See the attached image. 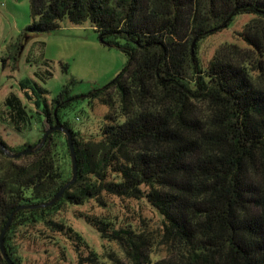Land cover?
<instances>
[{
	"label": "trees",
	"instance_id": "16d2710c",
	"mask_svg": "<svg viewBox=\"0 0 264 264\" xmlns=\"http://www.w3.org/2000/svg\"><path fill=\"white\" fill-rule=\"evenodd\" d=\"M29 2L37 21L23 38L54 31L62 19L88 21L102 43L126 53L127 62L88 94L108 107L97 139L78 138L61 120L60 109L74 97L58 98L52 106L45 99L41 107L34 102L42 114L36 141L14 149L0 136V234L18 205L51 199L71 177V163L66 169L59 155L63 145L69 153L59 130L17 158L1 146L13 153L31 147L57 119L70 128L77 158L76 180L55 203L16 212L3 237L13 263L21 264L14 238L39 223L78 248L82 235L54 215L65 204L92 199L105 205V195H112L144 200L162 225L136 229L86 215L100 238L123 252L125 259L109 253L114 264H264V0ZM242 14L252 15L239 32L246 47L222 45L203 66L201 41ZM29 82H18L27 98ZM0 117L23 133L32 115L10 92ZM24 157L30 159L18 162ZM157 248L166 255L155 257ZM96 258L90 251L77 262L92 264ZM0 264H7L1 250Z\"/></svg>",
	"mask_w": 264,
	"mask_h": 264
},
{
	"label": "rangeland",
	"instance_id": "374dc122",
	"mask_svg": "<svg viewBox=\"0 0 264 264\" xmlns=\"http://www.w3.org/2000/svg\"><path fill=\"white\" fill-rule=\"evenodd\" d=\"M251 18L249 14L239 15L227 28L204 38L198 49L201 64L206 66L222 45L236 43L246 47L239 32ZM34 20L37 18L31 14L29 0H0V110L5 96L14 92L32 115L30 128L23 133L14 131L0 117V136L14 149L25 142L36 141L40 137L39 119L42 118L37 109L40 110L43 99L52 106L58 98L65 101L74 97L69 105L60 109L61 120L78 132V138L97 139L108 107L98 97L90 98L88 94L108 84L121 71L127 62L126 53L102 43L88 21L73 24L62 19L54 31L23 38L26 27ZM24 78L30 81L25 89L30 98L19 89L18 82ZM34 83L44 91L36 89ZM36 100L40 102L38 108ZM64 147L59 155L66 169H70V156ZM28 159L30 157H24L18 162ZM105 203L100 205L91 199L81 205L65 204L54 215L82 235L84 243L78 248L42 223L30 227L22 235L18 233L14 245L21 256V264H78L79 255L86 257L90 251L97 255L95 264H114L109 253L125 259L115 243L101 239L85 222L86 215L111 220L116 226L129 224L136 229L159 230L162 226L160 216L144 200L105 195ZM165 255V251L158 248L154 253L155 257Z\"/></svg>",
	"mask_w": 264,
	"mask_h": 264
},
{
	"label": "water",
	"instance_id": "95a60500",
	"mask_svg": "<svg viewBox=\"0 0 264 264\" xmlns=\"http://www.w3.org/2000/svg\"><path fill=\"white\" fill-rule=\"evenodd\" d=\"M55 130H59V131L63 132L66 136V143H67V147L69 150L70 163H71V177L68 181H66L56 191V193L53 195V197L51 199H49L47 201H43L41 203L18 205L10 213L9 218L7 219L4 227L2 228L1 234H0V250H1L2 257L5 259L7 264H14V263L5 252L4 244H3V237H4L5 232L9 229L16 212L18 210H21V209L41 208V207L49 206V205H52L53 203H55L64 194L65 190H67L70 187V185L73 184L76 180V177H77V158H76V152H75V148L73 145L72 133H71L70 128L60 124L57 119H55L54 125L45 131V133L42 136V138L40 139V141L31 147H28V148H26L20 152L13 153L8 148H6L5 146H1V149L3 150L4 153H6L8 156H10L12 158H17V157L21 156L22 154H25L28 152H33V151L39 149L43 145V143L45 142L47 135L49 133L55 131Z\"/></svg>",
	"mask_w": 264,
	"mask_h": 264
}]
</instances>
